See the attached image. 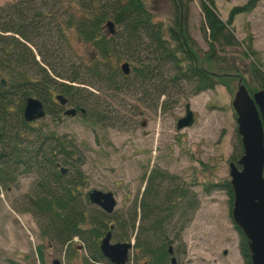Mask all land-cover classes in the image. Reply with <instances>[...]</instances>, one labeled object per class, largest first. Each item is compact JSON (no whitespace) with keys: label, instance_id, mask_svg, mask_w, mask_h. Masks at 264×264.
<instances>
[{"label":"trees","instance_id":"trees-1","mask_svg":"<svg viewBox=\"0 0 264 264\" xmlns=\"http://www.w3.org/2000/svg\"><path fill=\"white\" fill-rule=\"evenodd\" d=\"M168 1L175 13L169 27L154 20L144 0H16L1 6L0 66L3 76L17 84L21 101L30 94L47 98L54 91V80H64L66 83L58 85L59 92L67 105L74 107L77 115L91 126L106 122L107 114L104 106L96 104L93 95L86 91L85 87L95 88L94 83L99 88L97 90L120 94L130 86L149 84L152 79L151 89L145 87L143 96L146 90L155 94L159 86V97L178 81L192 84L193 92L212 90L217 84L216 79L199 67L195 46L186 30L189 0ZM256 1L248 0L231 9L223 22L215 11L213 0L200 1V32L207 41V60L215 58L218 51L236 49L237 43L230 29L231 19L234 14L250 11ZM107 23L112 26V34L108 32ZM70 32L76 42L92 51L94 58L90 57L87 63L74 60ZM115 51H122V59L130 66L127 76L108 62L110 54ZM158 72L160 81L156 85ZM251 72L255 81L258 78L263 84L248 92L264 89V77L255 69ZM88 118L90 120H85ZM4 128L5 132L13 130V138L18 135L17 141L12 139L14 160H27L24 166L13 164L12 170L19 171V174H35L36 182L27 197L26 210L40 219L43 237L64 248L77 239L85 245L87 253L82 264H108L100 256L98 245L112 226L111 234L116 242L132 240L131 253L135 262L144 259L147 264H167L168 229L177 237L197 208V201L185 190L186 187L163 190L171 179L152 171L147 176V185L137 207L139 213L136 214L135 208L129 218L116 217L110 225L106 222V214L98 211L91 215L79 204V189L84 178L70 146L44 131L35 135L29 130L32 140H27L28 134L25 133L30 127L21 117L15 126L4 125ZM24 134L27 138H23ZM48 137L50 140L45 145ZM237 143L239 154L234 163L242 153L239 138ZM37 159L44 164H37ZM56 163L65 169L64 175L56 170ZM69 170L72 171L70 175ZM8 173L11 175L12 172ZM8 179V182L12 181L11 176ZM209 186L224 191L231 208L232 191L228 180ZM85 200L88 203L86 197ZM136 223V232L130 239L126 233L134 232ZM235 230L243 264H250L246 241ZM39 264L43 262L40 260Z\"/></svg>","mask_w":264,"mask_h":264},{"label":"rangeland","instance_id":"rangeland-1","mask_svg":"<svg viewBox=\"0 0 264 264\" xmlns=\"http://www.w3.org/2000/svg\"><path fill=\"white\" fill-rule=\"evenodd\" d=\"M14 1L0 0V7ZM144 1L155 21L164 27L173 24L175 13L168 0ZM200 1L189 0L187 3L186 30L195 46L199 65L216 79L217 84L212 90L193 92L192 84L178 81L155 101L154 94L152 96L148 89L146 96L149 98L143 96L145 85L130 86L125 92L114 94L97 90L94 83L96 89L85 88L96 104L104 106L106 122L91 126L78 115L45 116L33 127L44 128L71 147L84 178L78 201L89 214L94 215L100 210L86 203L85 197L98 190L110 192L115 200L112 214L107 215V224L113 225L116 217L129 218L141 200L146 176L157 171L171 179L163 190L186 187L197 201L190 221L177 237L168 229L167 237L172 241L176 263L243 264L228 198L224 191L209 185L228 180V163L239 154V137L231 108L238 86L236 77L231 76L235 71L233 65L243 72L247 90L253 91L263 84L258 78L255 81L250 72L255 69L264 77V0L256 1L250 11L233 15L230 29L237 43L236 49L218 51L210 60L206 59L207 41L200 32ZM247 1L213 0L222 22L227 20L231 9ZM69 36L74 60L87 63L90 57L94 58L86 45L75 41L73 33ZM122 54V51H115L108 62L118 68L125 61ZM140 56L144 57V54ZM54 81L52 93L57 94L58 85L66 82ZM185 105L194 115V122L177 131L176 122L184 117ZM71 173L69 170V175ZM34 179L35 174L25 173L0 184V264H39L40 260L43 264L52 261L82 264L87 257L86 250L82 249L84 244L77 239L66 248L52 244L48 237H43L40 219L27 212V196L32 192ZM136 225L133 233H126L130 239L136 232ZM115 243L118 242L111 236L110 244ZM37 249H40L38 254ZM145 262L144 259L135 262L130 253L126 264Z\"/></svg>","mask_w":264,"mask_h":264},{"label":"water","instance_id":"water-1","mask_svg":"<svg viewBox=\"0 0 264 264\" xmlns=\"http://www.w3.org/2000/svg\"><path fill=\"white\" fill-rule=\"evenodd\" d=\"M110 34L112 26L107 23ZM123 75L128 74L126 63L120 65ZM60 104L64 98L56 96ZM235 115L236 133L239 136L242 154L236 161L228 164L229 186L232 191L230 218L234 227L243 235L249 253L250 264H264V90L251 96L243 85H238L231 101ZM75 111L64 112L73 117ZM44 116L41 104L32 98L25 101L23 120L32 122ZM193 115L185 105L184 117L176 122V130L190 127ZM237 166L239 168H237ZM60 173H65L60 169ZM91 205L110 215L115 207V200L110 192L93 190L87 194ZM132 244H110V232H107L99 243V254L108 264H126ZM51 264H59L53 261ZM170 264H174L171 260Z\"/></svg>","mask_w":264,"mask_h":264},{"label":"flooded vegetation","instance_id":"flooded-vegetation-1","mask_svg":"<svg viewBox=\"0 0 264 264\" xmlns=\"http://www.w3.org/2000/svg\"><path fill=\"white\" fill-rule=\"evenodd\" d=\"M0 56H1V51H0ZM233 66L235 67V71L233 72V74H231V76L236 77L237 84L241 83V82H243V83L246 82L244 77L242 76L243 72H241L240 69H238L235 65H233ZM129 71H130V66H129ZM159 74H160V72L156 73V82H155L156 85L160 81L159 80L160 79ZM148 83L149 84H147V82H145V87H146V89L149 88V90H150L152 87V79H150V81ZM157 93H158V88L156 87V91H155L154 96L151 94L154 97L155 101H157L159 98ZM146 95H148L147 91H146ZM146 95L144 97L149 98ZM19 96H20L19 95V88H18L17 84L9 81L6 77L3 76L2 69L0 66V184L8 183V180H9L8 178L10 176H11V180H14L16 178V176L19 175V171H13L14 170V168L12 167L13 164L15 166L16 165H18V166L23 165L24 166L27 163V160L25 161L23 159L19 162L14 160L15 156H13L14 151L12 150V147H13L12 139L17 141L18 135H16L15 138H13L14 137L12 135L13 130L12 129L9 130L8 131L9 133L5 132L4 125L5 126L6 125L15 126L18 119L21 117L23 123H25L26 125H28L30 127L26 130V132H28V133L33 132L36 135V134H39V132H41L43 130L46 134L49 133L44 128L40 129V128L33 127L34 123H36L40 119L34 120L32 122H25L23 120V108H24L26 99L32 98V99L37 100L41 104L42 110L44 112L43 117H45V116L51 117L52 116L53 118H58L61 115L65 116L64 112L66 111V108L67 109H73L75 111L74 115H77V111L75 110V108L67 105L66 99L64 98V96L60 92H58L56 94V93H52V91H51L49 94V97H47V98H38V97L30 94L29 96L23 98L22 101L19 100L20 99ZM56 96H62L64 98L65 102L63 104H60L55 99ZM152 96H150V97H152ZM80 113H82V112H80ZM29 130H30V132H29ZM28 133H25V134H28ZM24 135H23V138L24 137L27 138V136L26 135L24 136ZM27 140H32V139H30V137L28 136ZM49 140H50V138L48 137L46 142H45V145ZM37 156L39 157V154ZM36 163L37 164L39 163L41 165L44 164V162L41 159H37ZM3 167H5L6 170H3L4 169ZM55 167H56V170L60 173V164L56 163ZM9 171L12 172L11 175H9V173H8ZM64 174L65 173H60V175H64ZM146 185H147V176L145 178V188H146ZM7 191H8V188H7ZM79 193H80V190H79ZM29 195L27 197H29ZM112 230L113 229L110 227L109 228L110 240H111V236H112V234H111ZM46 239H47V237H46ZM167 241H169L168 242V249H167V254H168L167 264H170L171 260L174 261V264H177L176 260L173 258V251L171 249L172 241L168 240V239H167ZM70 245H71V243H70ZM82 249L85 250L84 248H82ZM39 252H40V249H37L36 253L38 254ZM143 264H147V263L145 262Z\"/></svg>","mask_w":264,"mask_h":264}]
</instances>
